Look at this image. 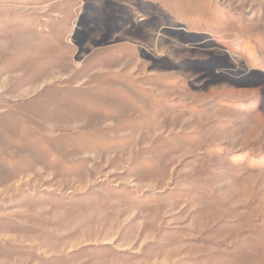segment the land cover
I'll list each match as a JSON object with an SVG mask.
<instances>
[{
	"label": "rangeland",
	"instance_id": "obj_1",
	"mask_svg": "<svg viewBox=\"0 0 264 264\" xmlns=\"http://www.w3.org/2000/svg\"><path fill=\"white\" fill-rule=\"evenodd\" d=\"M0 264H264V0H0Z\"/></svg>",
	"mask_w": 264,
	"mask_h": 264
}]
</instances>
